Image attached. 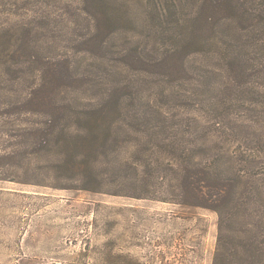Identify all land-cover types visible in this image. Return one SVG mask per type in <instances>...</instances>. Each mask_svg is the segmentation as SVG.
Wrapping results in <instances>:
<instances>
[{
  "label": "rangeland",
  "instance_id": "374dc122",
  "mask_svg": "<svg viewBox=\"0 0 264 264\" xmlns=\"http://www.w3.org/2000/svg\"><path fill=\"white\" fill-rule=\"evenodd\" d=\"M203 8V0H60L57 18L41 19L37 32L63 62L71 114L110 99L121 109L111 112L110 150L87 177L47 169L41 185L0 182V264H212L217 216L179 204L169 160L177 151L238 153L247 142L264 150V47L233 67L223 25L205 28L190 52L184 36L195 34ZM176 47L183 65L168 67ZM164 116L173 140L161 146L141 129Z\"/></svg>",
  "mask_w": 264,
  "mask_h": 264
},
{
  "label": "trees",
  "instance_id": "16d2710c",
  "mask_svg": "<svg viewBox=\"0 0 264 264\" xmlns=\"http://www.w3.org/2000/svg\"><path fill=\"white\" fill-rule=\"evenodd\" d=\"M59 1L0 0V16L23 19L12 23L0 19V182L41 185L36 178L47 169L70 179L87 177L110 150L115 124L111 112L121 109V103L110 99L71 114L63 95L62 59L53 53L54 40L37 32L45 30L41 19L57 18ZM256 1L203 0V11L198 13L205 19L194 20L196 35L184 36L193 41L189 51L195 49L197 35L225 25L229 30L224 60L242 68L245 61L238 59L240 55L245 60L247 50L260 53L264 47V9L254 7ZM223 15L235 19H222ZM179 48L174 49L172 64L165 65H183L176 55L184 48ZM169 119L164 116L158 125L147 121L145 126L150 127L141 132L166 145L173 140L172 134L162 133L172 130ZM245 144L246 150L238 153L221 150L212 156L205 149L192 157L177 151L169 160L176 168L183 200L179 204L217 216L212 264H264V150Z\"/></svg>",
  "mask_w": 264,
  "mask_h": 264
}]
</instances>
